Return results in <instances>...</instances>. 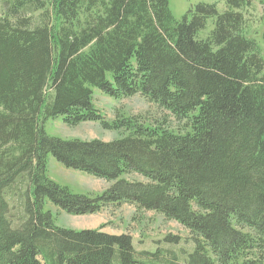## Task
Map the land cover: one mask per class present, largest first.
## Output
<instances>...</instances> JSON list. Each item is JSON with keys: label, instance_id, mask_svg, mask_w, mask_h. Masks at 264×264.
<instances>
[{"label": "trees", "instance_id": "1", "mask_svg": "<svg viewBox=\"0 0 264 264\" xmlns=\"http://www.w3.org/2000/svg\"><path fill=\"white\" fill-rule=\"evenodd\" d=\"M0 3V264H264V59L246 33L251 0H226L223 13L200 4L181 20L170 0ZM93 89L141 95L190 129L110 123ZM60 118L130 135L50 137L46 123ZM50 155L113 184L74 194L49 178ZM133 174L146 182L123 178ZM8 196L22 205L16 224ZM47 200L72 216L125 204L156 212L187 228L195 248L138 252L128 234L60 228Z\"/></svg>", "mask_w": 264, "mask_h": 264}, {"label": "rangeland", "instance_id": "2", "mask_svg": "<svg viewBox=\"0 0 264 264\" xmlns=\"http://www.w3.org/2000/svg\"><path fill=\"white\" fill-rule=\"evenodd\" d=\"M200 4L216 5L219 13L227 10L226 0H170L171 11L177 20H181ZM2 8V3H0V17L4 12ZM243 12L246 16L247 36L256 40L264 59V0H251V7L244 9ZM40 15L41 12L29 16L38 20ZM215 21V18L208 20L206 29L198 35L199 39L206 40L210 37L215 27ZM93 92L95 106L110 123L119 119L133 118L140 125L153 129L161 128L182 134L190 129L187 121L176 120L171 113L162 110L141 95L119 100L110 98L99 89H93ZM45 129L50 137L67 141L112 142L130 135L127 130H105L100 123H83L77 127H69L64 124L62 118L48 121ZM47 172L49 178L61 186L68 187L74 194L97 196L113 184L80 171L67 169L51 155L48 157ZM123 178L128 181L146 182L144 178L134 174L126 175ZM12 197L8 196V199L16 224L22 215V205L20 201ZM45 211H50L55 216L56 225L60 228L77 231L95 229L112 235H131L133 245L138 252H154L161 248L188 254L192 253L195 248L193 237L184 226L176 221L167 220L156 212L139 211L135 206L128 204L111 205L101 213L89 217L69 215L47 200ZM169 236L177 237L179 244L166 243L165 239ZM183 258L181 255V259Z\"/></svg>", "mask_w": 264, "mask_h": 264}, {"label": "crops", "instance_id": "3", "mask_svg": "<svg viewBox=\"0 0 264 264\" xmlns=\"http://www.w3.org/2000/svg\"><path fill=\"white\" fill-rule=\"evenodd\" d=\"M92 216V215H91ZM91 216H89V217H91ZM95 230V229H94Z\"/></svg>", "mask_w": 264, "mask_h": 264}]
</instances>
